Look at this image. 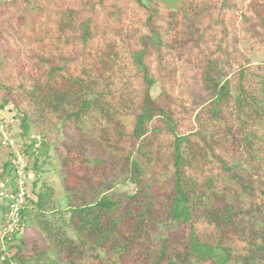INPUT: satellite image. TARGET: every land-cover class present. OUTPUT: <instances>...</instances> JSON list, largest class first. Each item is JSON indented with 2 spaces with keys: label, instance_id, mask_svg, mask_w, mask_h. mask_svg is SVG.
I'll return each instance as SVG.
<instances>
[{
  "label": "trees",
  "instance_id": "16d2710c",
  "mask_svg": "<svg viewBox=\"0 0 264 264\" xmlns=\"http://www.w3.org/2000/svg\"><path fill=\"white\" fill-rule=\"evenodd\" d=\"M245 1L181 0L175 11L162 0L0 1V113L14 112L24 135L43 137L31 153L28 206L6 252L0 243V264H264V64L248 66L232 42L241 19L264 47V4L250 1L248 13ZM206 44L213 53H201ZM195 50L203 54L196 77L184 81L207 97L197 128L187 123L195 109L176 95ZM64 107L93 129L106 116L95 164L110 156L133 194L93 197L78 189L88 174L79 180L71 170L63 215L55 187L39 177L49 156L46 110ZM3 150L0 187L14 175ZM155 160L170 167L167 182ZM0 211L3 224V202ZM29 229L43 242L18 237ZM167 231L181 236L160 237Z\"/></svg>",
  "mask_w": 264,
  "mask_h": 264
},
{
  "label": "rangeland",
  "instance_id": "374dc122",
  "mask_svg": "<svg viewBox=\"0 0 264 264\" xmlns=\"http://www.w3.org/2000/svg\"><path fill=\"white\" fill-rule=\"evenodd\" d=\"M0 1H11V0H0ZM250 1H256L258 5H263L264 0H247L245 1V7L243 10H247V5ZM38 0H31V4L36 6ZM181 0H162V5L170 11H175L181 6ZM248 13H250L248 11ZM258 28V27H257ZM235 41L236 43L235 49L238 53L239 57L248 64V66L255 67L256 65L264 64V47L261 44L256 43L253 39L250 40L248 38V30L246 24L241 21V19L237 20V25L235 27ZM232 39V38H231ZM207 43V42H206ZM201 46V53H208L211 54L212 48L209 45H200ZM194 58L196 60V64L194 67L186 66L185 69L180 67L178 71V84L176 86V95L180 94L186 106L195 109V113L191 119L187 120V123L192 124L193 127L197 128L198 123L196 121V116L200 113L203 109V103L206 102L205 99L206 94L202 92L200 86H195L194 79H189V86L185 83L184 78H188L189 75L196 77L197 67L199 66L198 61L201 60L203 54L200 51L195 50ZM181 63V62H180ZM221 62L222 65H224ZM225 67V66H223ZM226 69V67L224 68ZM227 71L229 72V76L226 79H229L232 76V72L230 67L227 66ZM226 79H222L225 81ZM155 92L158 89H154ZM182 92L184 95H182ZM74 108L72 107H64L61 113H57L56 111L47 109L46 114L48 118L46 120V124L44 125L43 131H45L48 135L47 144L49 149V156H43L40 160L41 168L40 171L43 173L40 175V180H47L52 183L55 187L56 194L55 199L57 202V207H61L63 209V215L69 217L68 211V202L66 201V195L69 191L66 187V184L63 180V176L69 171H76L78 173V179L81 180L85 173L88 174L86 179L80 181L79 188L81 191L85 193H90V189L94 190L96 193L93 197H98V195L108 194L113 199H119L124 197L125 195L133 194L136 191V185L132 182L128 173L120 169H113L109 162L110 156H103V161L101 166H97L94 161V157L99 155L100 157L103 155L101 152L96 148L94 144L104 130V127L107 125L106 116H101V120H99L98 127L93 129L90 127V123L88 120H84V124L77 123L72 119H68L67 116L73 112ZM0 116H4L14 120V132L17 134V141L19 143V152L20 154H24V158L26 161H31L33 158L31 157L32 150H28L26 146L31 143L32 136H41V134L31 133L30 135H24L20 128V122L18 118H16L14 112H10V110H5L0 113ZM86 119V118H84ZM16 120V121H15ZM1 126V125H0ZM82 126H86L82 128ZM127 132V130L125 131ZM88 135V138L86 137ZM117 135L114 133V130H109L107 137L111 140H114ZM86 137V138H85ZM85 139V142H84ZM45 141V140H44ZM43 143V137H42ZM105 143V142H104ZM43 144L36 148V153L39 152L40 148ZM122 148L128 149L129 148V141L127 138H124V141L121 143ZM0 171L2 170L3 163L6 159L5 151L3 150V146L0 145ZM13 156H15V153ZM101 154V155H100ZM12 158V157H11ZM15 159V158H14ZM18 158H16V161ZM155 166L153 170H158V180L159 183H164L169 175L171 174L170 167H163L162 164L156 165V160L154 161ZM97 166V167H96ZM78 180V181H79ZM29 181V189L31 191L32 184ZM167 182V181H166ZM109 185V186H108ZM71 191V190H70ZM72 191H75L74 189ZM93 198H89L88 202H92ZM76 201V200H74ZM1 202V201H0ZM59 204V205H58ZM76 204H81V202L76 201ZM2 217V213L0 211V218ZM2 219V218H1ZM0 219V231L2 229V222ZM28 232H22L18 237L22 238H30L31 236L35 241L43 242V237L39 233H35L34 229L27 230ZM31 234V235H30ZM27 236V237H26ZM180 237L181 235L177 232H165V234L161 235L160 237ZM1 241V239H0ZM1 243V242H0ZM1 245V244H0ZM4 252H6L7 247L2 248ZM9 253V257L14 254V251L7 252ZM7 253H5L7 255ZM235 264V263H230Z\"/></svg>",
  "mask_w": 264,
  "mask_h": 264
},
{
  "label": "built area",
  "instance_id": "2783aa9c",
  "mask_svg": "<svg viewBox=\"0 0 264 264\" xmlns=\"http://www.w3.org/2000/svg\"><path fill=\"white\" fill-rule=\"evenodd\" d=\"M13 122L14 120L10 118L0 116V145L8 148L11 153H15V156L12 154L14 175L12 178L7 179L0 187V201L7 206V212L0 231L2 248L5 247L4 241L11 239L19 230L22 212L28 206L31 197L29 189L30 176L28 173L29 164L26 158H24V154H20L19 152L18 147L20 146L17 141V134L14 132ZM32 143V151L36 152V148H39L42 144V137L33 135L31 143L27 146H30ZM16 158H18L17 161Z\"/></svg>",
  "mask_w": 264,
  "mask_h": 264
}]
</instances>
